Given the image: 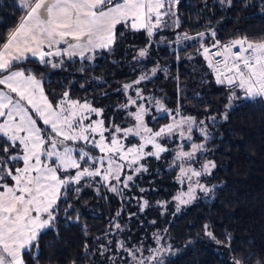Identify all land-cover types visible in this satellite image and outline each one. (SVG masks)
I'll use <instances>...</instances> for the list:
<instances>
[{
    "label": "snow or ice",
    "instance_id": "6c2138e0",
    "mask_svg": "<svg viewBox=\"0 0 264 264\" xmlns=\"http://www.w3.org/2000/svg\"><path fill=\"white\" fill-rule=\"evenodd\" d=\"M179 2L18 0L24 14L15 29L0 41V264H39L40 239L56 229L60 213L67 219L72 209L76 221L80 219V213L68 203L70 193L78 194L85 187L102 183L110 192L123 195L129 182L135 183L129 172H147L141 161L147 157L159 159L161 153L169 151L165 144L174 137L192 142L195 128L205 141L210 138L204 120L181 116L178 108L169 110L159 100L154 102L157 110L170 116L172 122L157 130L149 127L146 117H150L151 109L138 103L145 99L140 89H135V98L128 96L127 103L119 105L131 118V126L122 127L110 119L106 124L103 109L72 98L68 91L50 99L43 75L28 67L33 62L41 69H56L65 66L66 60L94 61L98 54L113 51L124 28L145 33L148 43L138 56L147 57L154 37L164 29L180 26L175 11ZM227 3L231 5V0ZM206 39L212 43L206 46ZM194 40L200 42L198 51L216 83L227 89L225 109H231L237 101L264 105V35H237L222 42L216 39V31L209 29L196 36L185 32L174 37L176 45ZM157 70L152 69L153 76ZM149 79L147 74L141 75L123 89L127 92ZM130 106L133 110L127 111ZM222 118H228L227 111ZM216 119L215 115L208 117L212 124ZM190 149L178 151L174 157L189 164L178 166L177 180L182 184L185 178L188 180V190L174 197L179 204L195 200L197 190L208 196L216 187L200 180L212 174L214 161L201 164L199 169L190 166L197 153L205 151L204 144L192 142ZM97 151L99 154H94ZM148 206L144 200L141 211ZM176 211H180L179 205ZM115 215L120 216V211ZM110 227L123 231L119 223ZM204 227L209 238L231 248L230 235L221 241L208 231V225ZM163 239L155 236L157 244ZM118 244L128 253L130 264H145L146 260L149 264H165L164 254L173 251L171 244H162L144 257L142 248L130 249L122 240ZM108 250L103 247L101 255ZM233 264L243 262L233 258ZM256 264L264 262L257 260Z\"/></svg>",
    "mask_w": 264,
    "mask_h": 264
},
{
    "label": "trees",
    "instance_id": "16d2710c",
    "mask_svg": "<svg viewBox=\"0 0 264 264\" xmlns=\"http://www.w3.org/2000/svg\"><path fill=\"white\" fill-rule=\"evenodd\" d=\"M175 11L180 26L164 29L154 37L147 57L138 56L148 43L145 33L124 28L113 51L98 54L94 61L66 60L65 66L56 69H41L35 62L28 67L43 75L50 99L68 91L72 98L103 109L106 124L110 119L113 124L131 126V118L119 105L127 103L128 96L135 98V89L145 97L138 103L151 109L146 121L154 130L172 122L170 116L157 110L156 100L169 110L178 108L181 116L204 120L210 138L205 141L193 129L192 142L203 143L205 151L197 153L191 165L215 162L212 174L204 180L216 186L214 193H201L176 211L174 197L183 186L177 180L182 161L174 157L181 147L191 150L192 142L174 137L165 144L169 151L159 159L141 161L147 172H129L135 183L129 182L123 195L110 192L102 183L70 193L68 203L80 213V219L76 221L72 209L70 218L60 213L56 229L40 239L39 264H130L128 253L119 248L121 240L130 249L142 248L144 257L152 254L150 249L171 244L173 251L164 254L165 264H233V258L243 264L264 262V105L237 101L225 109L227 89L216 83L198 51L200 42L174 43L177 34L196 36L209 29H214L222 42L237 35H264V0H231V5L227 0L223 4L221 0H180ZM23 14L18 0H0V41L15 29ZM203 43L207 46L212 40ZM153 68L158 69L154 76ZM145 74L149 80L124 91L123 85ZM132 110V106L127 109ZM225 111L226 120L222 118ZM209 115L217 117L214 124ZM144 200L149 206L141 211ZM117 211L121 213L118 217ZM115 223L123 231L110 227ZM205 225L218 240L225 241L230 235L231 248L209 238ZM156 235L164 238L160 244ZM102 246L109 249L103 255Z\"/></svg>",
    "mask_w": 264,
    "mask_h": 264
},
{
    "label": "rangeland",
    "instance_id": "374dc122",
    "mask_svg": "<svg viewBox=\"0 0 264 264\" xmlns=\"http://www.w3.org/2000/svg\"><path fill=\"white\" fill-rule=\"evenodd\" d=\"M92 118H93V119H97V117H95V116H93ZM177 118H179V117H177ZM86 123H87V122H86ZM179 139H181V138H179ZM125 143H126V142H125ZM149 148H150V146H149ZM149 148H146L145 151H148ZM181 150L186 151V150L182 149V147H181L180 151H181ZM189 151H190V150H189ZM161 154H162V153H161ZM161 154H160V155H161ZM182 164H183L185 167H188V166H189L188 164H185L184 161H182ZM190 166L195 167V168H197V169H199V167H200V165H190ZM206 177H207V175H204V176H202V177L200 178V180H201L202 183H205L204 180H205ZM195 179H196V178L193 177V181H194ZM180 184L183 186V189L177 194V196H178L181 192H186V191L188 190V180H187V178H185L183 184H182L181 182H180ZM199 195H201V192H199V190H197V192H196V197H198ZM185 199H187V197H185ZM175 201H176V203H177L178 205H184V204H179V201H177V200H175ZM145 264H149V262H148V261H145Z\"/></svg>",
    "mask_w": 264,
    "mask_h": 264
},
{
    "label": "built area",
    "instance_id": "2783aa9c",
    "mask_svg": "<svg viewBox=\"0 0 264 264\" xmlns=\"http://www.w3.org/2000/svg\"><path fill=\"white\" fill-rule=\"evenodd\" d=\"M216 39H217V37H216ZM227 41V40H226ZM223 42H225V41H223ZM213 51H215V49H213Z\"/></svg>",
    "mask_w": 264,
    "mask_h": 264
},
{
    "label": "crops",
    "instance_id": "0c3cea01",
    "mask_svg": "<svg viewBox=\"0 0 264 264\" xmlns=\"http://www.w3.org/2000/svg\"><path fill=\"white\" fill-rule=\"evenodd\" d=\"M176 7V6H175ZM165 19H167V18H165Z\"/></svg>",
    "mask_w": 264,
    "mask_h": 264
}]
</instances>
